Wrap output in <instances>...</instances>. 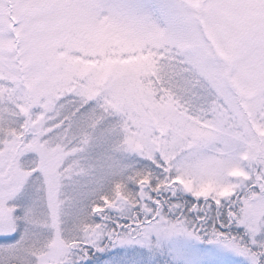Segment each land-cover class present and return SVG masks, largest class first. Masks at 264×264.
<instances>
[{
	"label": "snow or ice",
	"instance_id": "obj_1",
	"mask_svg": "<svg viewBox=\"0 0 264 264\" xmlns=\"http://www.w3.org/2000/svg\"><path fill=\"white\" fill-rule=\"evenodd\" d=\"M0 264H264V0H0Z\"/></svg>",
	"mask_w": 264,
	"mask_h": 264
}]
</instances>
